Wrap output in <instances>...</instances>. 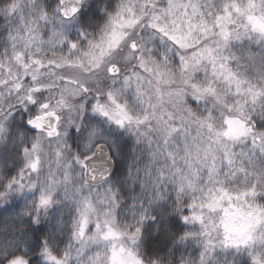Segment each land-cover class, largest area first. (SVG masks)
Here are the masks:
<instances>
[{"label":"snow or ice","instance_id":"snow-or-ice-1","mask_svg":"<svg viewBox=\"0 0 264 264\" xmlns=\"http://www.w3.org/2000/svg\"><path fill=\"white\" fill-rule=\"evenodd\" d=\"M17 109L88 194L0 264H264V0H0V139ZM88 112L117 134L65 167L61 121ZM41 148L0 174L35 224L57 187Z\"/></svg>","mask_w":264,"mask_h":264},{"label":"clouds","instance_id":"clouds-1","mask_svg":"<svg viewBox=\"0 0 264 264\" xmlns=\"http://www.w3.org/2000/svg\"><path fill=\"white\" fill-rule=\"evenodd\" d=\"M26 116V113L17 109L15 119L9 121L3 139H0V174H3L6 169L13 168L14 164H18L23 160L22 153L17 155V148L23 147L24 140L32 142L34 138L39 137L40 144L43 145V148H41L43 163L38 182L45 185L51 170L57 178L56 195L52 208L42 217L39 224L31 223L29 215H26V211L31 207V194L18 196L6 204L0 203V249L8 251H15L14 245L35 243L37 237L43 239L47 234L57 230L58 221L61 218L67 219L68 209L72 206L74 198L88 194V189L83 188L79 167L72 166L70 178L66 183L64 178L56 173L58 157L55 155V145L50 149L48 138L39 130H33L31 126L27 125L25 122ZM87 117L82 123L78 122L80 123L79 129L73 128L67 118L61 121L62 131L66 130V135L62 136L64 144L60 145V151L63 153V159L60 162L65 167L72 164L71 157L74 154L88 150L89 130L95 129L96 138L100 140L117 134L108 124L95 117L91 112L87 113ZM125 139L128 140L129 144L132 143L130 137L126 136ZM65 145L68 147H65ZM121 163L126 165V161L122 160ZM124 175L122 167L113 178V188L119 190L123 186L121 198L124 202H128L136 192L131 185L125 182ZM107 187L105 186V188ZM105 188L100 189V191L103 192ZM77 189H82V191L77 192ZM152 235L155 236L154 233ZM189 252H191V249H189ZM2 258L0 257V259Z\"/></svg>","mask_w":264,"mask_h":264}]
</instances>
